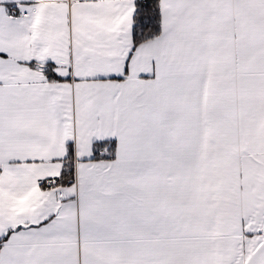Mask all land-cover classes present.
<instances>
[{
    "label": "snow or ice",
    "instance_id": "6c2138e0",
    "mask_svg": "<svg viewBox=\"0 0 264 264\" xmlns=\"http://www.w3.org/2000/svg\"><path fill=\"white\" fill-rule=\"evenodd\" d=\"M0 264H264V0H0Z\"/></svg>",
    "mask_w": 264,
    "mask_h": 264
}]
</instances>
